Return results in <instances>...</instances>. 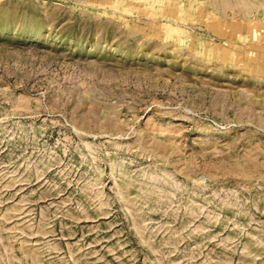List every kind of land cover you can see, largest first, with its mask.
<instances>
[{"label":"rangeland","instance_id":"1","mask_svg":"<svg viewBox=\"0 0 264 264\" xmlns=\"http://www.w3.org/2000/svg\"><path fill=\"white\" fill-rule=\"evenodd\" d=\"M0 264H264V0H0Z\"/></svg>","mask_w":264,"mask_h":264}]
</instances>
